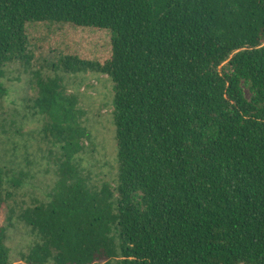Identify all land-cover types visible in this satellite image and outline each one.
Masks as SVG:
<instances>
[{
    "label": "trees",
    "instance_id": "1",
    "mask_svg": "<svg viewBox=\"0 0 264 264\" xmlns=\"http://www.w3.org/2000/svg\"><path fill=\"white\" fill-rule=\"evenodd\" d=\"M15 60L35 67L61 157L49 200L16 213L6 183L25 173L2 165L0 120V264L14 216L33 237L17 264H264V0H0V80ZM45 69L111 79L114 188L80 174L77 99Z\"/></svg>",
    "mask_w": 264,
    "mask_h": 264
},
{
    "label": "rangeland",
    "instance_id": "2",
    "mask_svg": "<svg viewBox=\"0 0 264 264\" xmlns=\"http://www.w3.org/2000/svg\"><path fill=\"white\" fill-rule=\"evenodd\" d=\"M79 40L85 42L94 54L110 53V33L96 30L82 31ZM79 41V42H80ZM231 69L226 61L220 71ZM1 83L6 94L0 99V120L3 125L1 135L2 165L9 176H19L24 172L19 188L6 183L12 192L8 205L16 211L33 205L37 201H48L49 194L58 180L61 150L51 137H45L42 126L49 117L33 107L37 96L35 67L15 60L4 66ZM42 78L57 77L65 88L66 95H73L78 119L87 130L81 139L83 150L75 154L73 160L79 172L90 186L100 187L108 183L111 188L117 184L118 163L116 162L115 125L113 122V83L108 75L87 71L76 74L63 71L42 70ZM244 93L250 98L247 83H242ZM8 209L0 213V225L5 223ZM9 228L8 246L12 264L20 260V252L26 251L33 237L28 228L16 217Z\"/></svg>",
    "mask_w": 264,
    "mask_h": 264
}]
</instances>
